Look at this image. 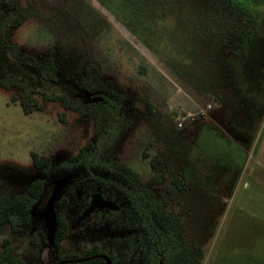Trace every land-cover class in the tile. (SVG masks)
I'll use <instances>...</instances> for the list:
<instances>
[{
  "label": "rangeland",
  "instance_id": "374dc122",
  "mask_svg": "<svg viewBox=\"0 0 264 264\" xmlns=\"http://www.w3.org/2000/svg\"><path fill=\"white\" fill-rule=\"evenodd\" d=\"M16 1L29 17L5 27L10 7L0 0V81L28 82L42 109L25 114L19 90L0 84V195L43 185L18 232L0 226V244L9 238L25 264H55L60 248L84 253L94 244L115 264H147L148 238L124 192L132 183L106 166L69 162L99 123L47 99L108 96L125 125L105 162L126 164L165 196L189 243L203 249L201 264H264V0ZM251 17L247 39L229 37ZM50 48L56 82L41 77ZM85 67L101 81L95 95L81 88ZM31 152L51 158L50 167L36 168ZM154 156L165 175L158 185ZM60 217L68 229L56 246Z\"/></svg>",
  "mask_w": 264,
  "mask_h": 264
},
{
  "label": "trees",
  "instance_id": "16d2710c",
  "mask_svg": "<svg viewBox=\"0 0 264 264\" xmlns=\"http://www.w3.org/2000/svg\"><path fill=\"white\" fill-rule=\"evenodd\" d=\"M10 11L5 16V27L14 28L21 25L29 13L16 1L4 0ZM255 28V18L247 20L242 28H233L229 32L232 39L245 40ZM16 55L22 59H30L27 54H21L17 46H12ZM41 77L51 82H56V63L53 57V49L50 48L42 65ZM81 88L84 92L95 95L101 90V81L93 72L92 68L85 67L81 77ZM0 84L8 89L11 86L17 88L19 93L14 96L25 114L31 113L34 109L41 110L42 105L33 94V87L26 81L19 79L1 80ZM47 99L60 101L64 108L72 109L79 113H87L93 116L100 127L96 130L93 141L85 143L78 152L69 158V162L76 164L82 162L85 166H106L110 170L120 173L132 183L135 191L124 189L131 201L132 206L142 220V231L148 238L147 264H201L204 256L203 249L198 245L189 243L185 235V225L181 218L165 208V196L156 198L148 184L141 180L140 176L124 163L109 161L105 162L106 152L114 145L125 125V118L121 111V104L114 98L102 96V101L97 102H72L68 98L52 94ZM32 164L36 168H49L51 158L31 152ZM161 161L154 156L150 165L154 170L151 182L158 185L165 180L164 173L158 168ZM94 177V176H93ZM94 179L104 182L99 177ZM172 183L180 190L186 187L183 180L175 177ZM1 185V183H0ZM42 180L32 182L26 195H0V226L8 223L11 231L16 233L30 219L29 201L34 199L42 187ZM68 223L65 218L60 217L57 221L55 232V245L59 246L67 235ZM9 238H5L0 244V264H25L19 257L14 256L9 246ZM98 254H105L98 245L94 244L84 253L65 252L59 249L55 264L61 261L87 258ZM111 264L116 263L113 253L107 254ZM64 264H105L102 258H94L81 262H66Z\"/></svg>",
  "mask_w": 264,
  "mask_h": 264
},
{
  "label": "water",
  "instance_id": "95a60500",
  "mask_svg": "<svg viewBox=\"0 0 264 264\" xmlns=\"http://www.w3.org/2000/svg\"><path fill=\"white\" fill-rule=\"evenodd\" d=\"M94 258H102L105 260V264H111V260L110 258L105 255V254H98V255H94V256H91V257H87V258H81V259H76V260H67V261H61L59 262L58 264H64L66 262H81V261H88V260H91V259H94Z\"/></svg>",
  "mask_w": 264,
  "mask_h": 264
}]
</instances>
